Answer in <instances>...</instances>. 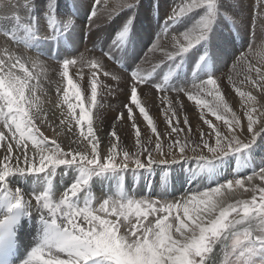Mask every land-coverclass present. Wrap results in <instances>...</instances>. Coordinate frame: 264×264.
Wrapping results in <instances>:
<instances>
[{
    "label": "snow or ice",
    "instance_id": "1",
    "mask_svg": "<svg viewBox=\"0 0 264 264\" xmlns=\"http://www.w3.org/2000/svg\"><path fill=\"white\" fill-rule=\"evenodd\" d=\"M101 3L0 0V36L4 37L0 43V126L8 133L0 131L4 149L0 164V264H264V119L256 127L258 118L264 117V108H257V98L251 92L237 88L241 97L253 102L247 108L245 125L221 90L224 80L231 83L234 74H243L245 80L264 90V65L256 66L252 61L253 55L264 60V42L259 46L246 42L247 51L241 49L237 58L233 35L235 30L246 41L251 25L253 35L258 31L264 39V0H260L255 19L242 15L239 0H179L162 17L160 0H151L150 5L142 0H103V12L98 7ZM121 12L127 15L115 34H105L102 24L110 23ZM141 12L146 22L162 20L166 32L171 29L176 33L170 52L154 43L155 33L146 47L153 54L164 52L166 61L174 65L163 82L156 65L151 71L143 67L152 63L146 50L143 55L133 50V45L137 49L141 45ZM226 20L231 22L232 38L221 43L217 35L222 25L227 27ZM185 54H189L191 80L181 75ZM52 57L55 65L48 63ZM30 65L42 70L52 67L66 78L62 103L69 111L55 124L59 131L51 141L41 132L48 113L37 95L33 83L37 76ZM70 66L81 77L83 69H89L86 90L90 89V107L84 106ZM98 75L114 85L100 81ZM98 85L108 94L126 93L123 110L114 119L131 122V145L114 142L112 137L120 140L115 130L103 139L94 132L91 108L98 106ZM138 90L145 103L153 91L165 93L161 102L167 105L163 109L167 124L159 132ZM73 96L77 103H73ZM185 97L223 121L226 131L205 119L211 131L204 133L199 120L190 125L185 116L183 124L188 125V132L181 136L184 129L173 117L184 110ZM134 109L155 134L154 140H141ZM102 118L100 111L97 120L102 123ZM85 121L87 135L81 131L75 140L69 138V150L65 151L57 139L75 136L69 125L74 122L83 129ZM97 130L102 131L99 123ZM229 157L250 168V174L221 179L225 166H231ZM13 159L15 164L10 163ZM193 163L196 171H192ZM159 165L176 173L177 184L194 182L196 189L178 198L166 189L137 193V180L145 181V189H150L154 166ZM61 166L62 177L69 171L75 173L62 192L53 189V177ZM256 178L260 184L254 182ZM94 180L99 201L93 196ZM242 192L251 193V199H241Z\"/></svg>",
    "mask_w": 264,
    "mask_h": 264
},
{
    "label": "bare ground",
    "instance_id": "2",
    "mask_svg": "<svg viewBox=\"0 0 264 264\" xmlns=\"http://www.w3.org/2000/svg\"><path fill=\"white\" fill-rule=\"evenodd\" d=\"M255 2L256 1L254 0V3ZM257 2H258V0H257ZM109 3H111V2H109ZM178 3H179V1L176 0L174 4H178ZM99 8H100V11L103 12V0H102L101 5H99ZM161 12H163V10H161ZM126 15H127V13H126ZM124 17H125V15H124ZM124 17H121L118 20L116 19L112 23L102 24L104 33L105 34H109V35L114 33L115 32L114 31L115 22H117L119 20H122ZM144 18L145 17L142 15V17L139 18V20H138L139 33H140L141 37H142V35H144V37L142 39L145 38V35L147 33L146 30H145V27L143 25V24L147 23V22L143 21ZM169 32L165 35V37L164 36H159L161 38H159L158 42H156V44H159V45H161L164 48L165 52H170V51L173 50L172 36L176 35V33H173L172 31L170 33ZM3 40H4V37L0 36V43H2ZM144 46L145 45L141 44L139 49H137L134 46L133 50L134 51H139L140 55H142L141 51L143 50ZM145 53L147 54L146 56H148V58L152 61L151 64L144 63V65H143V67L146 70H148V71L152 70V66L153 65L160 64L161 61H165L166 62L165 54L162 51H157L155 54H153V53L148 52L146 50ZM28 54L31 55L32 53H28ZM96 54L98 55L99 53H96ZM86 55L90 56V55H92V53H86ZM154 55H155V57L156 56H158V57L155 58ZM48 63L51 64L53 62L50 63V61H48ZM256 63H257V60H256ZM172 65H173L172 62H170V61L166 62L165 66L161 65L162 67H160V68H158L157 65H156V73L158 75H160L161 71L163 69H167V72H168L169 71L168 69L172 68ZM30 66L34 67V69H32V70H34V74L37 76V79L33 81V83L36 84L37 88H38L37 95L41 96V99H42V102H43V106H44V108L46 109V111L48 113L47 125L55 126V124L59 123L60 119L64 118L63 115L61 114V112L58 111L56 109V106H55L56 103L58 101H60L59 96L61 95V92H62L61 91L60 93H58L60 95H57L55 91L57 90L58 87H59L60 90L63 89V88H61V87H63L62 86L63 85V80H62V78H60L58 72L54 71L52 67H46V68H44L42 70L41 68H39V67H37L35 65H30ZM189 70H190V65L187 64V58H186V62L183 65V69L181 71V74L183 76H188L187 72H189ZM88 72H89V70L86 71V73H88ZM252 75H253V77L255 76L254 73ZM102 79H103V77H102ZM242 81H243V83H242ZM109 83H113V85H114V82L109 81ZM79 84H80V87L82 88V93H83L82 94L83 95L82 98L84 99V101L86 103V102L90 101V89L86 90V86L88 85V80L87 79L81 80V82ZM235 87L236 88L235 89L233 88V90H230V91L228 90L229 96L228 97L226 96L228 99H226V98L225 99L229 102L228 104L230 106L234 107L235 111H237L238 113L240 112L241 120L243 121V124L246 125L247 113L245 114L242 111H246L248 106L251 103H253V102H250V101H248L245 98L246 99L245 100V104H242V103H240V100H239V102H237V100H235V99L233 100V97L235 95L237 97L239 96V98L241 97L239 95V93L236 91L237 88H239L240 91H243V92H246V93L247 92H251L252 95H254L256 90L254 89V86L249 81L245 80L244 75L241 76V77L239 76V79H237L235 81ZM257 94H258V97H260V99H261L260 100L261 105L264 106V96L260 95L259 93H257ZM120 95L123 96V94H120ZM138 96H140L141 102L143 104H145L146 107H148L147 109L151 110L153 121H154L155 124H157V130L159 132L167 124V120L165 119V116L160 114L162 112V105L159 104L160 100H162V98L165 96V94L164 93L158 94V93H154V91H153V93L151 94V99L147 103H145V98H144L142 92H140V94ZM103 97H104V99H103ZM109 97L101 95L100 98H98V101H97L98 106L96 107V109L94 111V114H92L93 124L96 127H97L98 123L100 124V128L102 129V131H100V132L105 133L104 136L109 135V133L112 130H115L117 132V135L120 136V140L116 141V138L114 137L113 141L114 142H118V143H120L121 145H124V146H129V145H131L133 143V139H134V130L131 127V122L127 121V120H123V121H120V122L118 121L117 122L114 119L116 117V115L119 113V111H122L123 109H120V107H119L120 104H118V101H116L117 99L113 101ZM186 101H187V98H186ZM186 101L184 100V105H185L184 108H185V111L187 110L188 112H186V114H180L179 116L177 115V119H179L180 122H181L180 123V127L184 129V132L180 133V135L184 136L188 132V125L183 124V120H184L185 116L188 118V121H189L190 125H194L196 123V121L199 120L200 130L202 132H204V133H209L211 131L210 128H209V125L204 123V120L207 119V118H205V117L200 115L198 108H196L197 106L193 107L191 105H188L187 103L189 101L187 103H186ZM255 103H256L257 107L261 106L257 102H255ZM101 104L104 105L103 108L99 107ZM190 104H192V103H190ZM88 105H89L88 107H90V103H88ZM100 111L103 112V118H102L103 122L102 123L97 120V113L100 112ZM136 112L137 113L135 114V116H136L137 121L139 122V126H140V129H141V140H145L148 137H151L154 140L155 139V134L151 133L149 128H147L146 124L142 122V119L139 116V110H137ZM169 115H171V113ZM206 117H208V116H206ZM173 120L175 121L176 119L173 117ZM211 121H212L213 125H215L216 127L220 128L221 131H226V126L224 124L218 123V122H214L213 120H211ZM69 127H70V125H69ZM0 131H4L5 135H8L7 130L4 129L2 126H0ZM97 131H99V130H97ZM146 133H147V135H146ZM100 137H101V139L104 138L103 135H101ZM69 138L75 140L76 136L75 137L60 136L57 139V141H58L57 143H60L61 147L65 151L69 150L68 149V139ZM249 138H250V136H249ZM213 141H214V137H213ZM258 142H259V138H258ZM2 143L3 142H0V164L3 163V152H4V149L2 147ZM72 147L75 148L76 147V143H73ZM101 147L103 148L102 144H101ZM16 153H17V149L14 147V150H13V156L14 157H15ZM28 153H29V155L32 154V145H31V143H29V146H28ZM188 155L192 156L191 152H189ZM226 159H228L230 161L231 166L230 167L229 166H225L224 171L221 173V177H220L221 179H234V178L237 177L236 174H246V173L250 172V168H246V167L242 166V164H241V162L239 160H236L235 158H232V157H229V158H226ZM256 159H258L257 160V162H258L259 158H256ZM10 163L15 164L16 163L15 159H13ZM21 166H23V163H21ZM186 166L189 168V166L187 164L184 165V168H186ZM172 167L179 168V165H174ZM196 168H197V166L193 163L192 171H196ZM154 169H155V171L153 172L152 185H151V188L149 189L150 191H155V192L158 193L161 190H164V187H165V189L170 192V189H169L170 182L172 183L171 185H173V191L172 192L175 193V194L177 192H180V191L184 190V189L195 190L196 187H197L194 182L185 183L184 185H188L189 187L188 186H184V188L182 190H180L181 189V185L176 183V181H175L176 173H174L171 168H169L168 166L165 167V166L159 165V166H154ZM161 169H164V170L161 171ZM188 172L189 171L186 170V173H188ZM145 175H147V173H145ZM72 177L74 179V172L72 173V171H69L68 175L63 176L61 179H59L62 182V184L59 183L57 186H55L53 184V189L62 192L63 189L66 188L68 186V184H70L72 182V180H71ZM254 182L258 184L260 181H259L258 178H256V180ZM144 183H145V181H143V180H140V179L137 180V186H136V192L137 193L146 192L147 191V190L145 191V189H143ZM205 183H207V182H205ZM42 186L46 187L47 185L44 184ZM200 187L203 189L205 187V185H201ZM93 191L96 192L97 195H99L98 188H97V182H94V184H93ZM183 193H185V191H183ZM240 198L241 199H246V194H244L243 192L240 193Z\"/></svg>",
    "mask_w": 264,
    "mask_h": 264
},
{
    "label": "rangeland",
    "instance_id": "3",
    "mask_svg": "<svg viewBox=\"0 0 264 264\" xmlns=\"http://www.w3.org/2000/svg\"><path fill=\"white\" fill-rule=\"evenodd\" d=\"M175 1L176 0H160V3H161V5H162V9L161 10H163V12H161L160 11V13H159V15L162 17L163 15H164V13H166V12H169L170 11V5H172V4H174L175 3ZM179 1V0H178ZM256 2L254 3V0H239V4H238V6H240V5H242V8H241V11H242V15L245 17V18H251V19H255V17H256V13H257V9H258V6H259V3H260V0H258V2H257V0H255ZM109 2H111L110 0H109ZM142 2L144 3V4H146V5H150L151 4V0H142ZM5 3H6V0H5ZM177 3V2H176ZM99 7V6H98ZM124 15L126 16V13L125 12H121V13H118L117 15H116V17L114 18V19H112L111 20V22L110 23H112V22H114L116 19L118 20L119 18H121V17H124ZM142 15H143V13L141 12V14H140V16H139V18H141L142 17ZM156 15V13H155V11H154V16ZM144 16V15H143ZM139 18H138V20H139ZM123 20V19H122ZM122 20H119V21H117V22H115V25H114V31L116 32V30L118 29V27H119V25L121 24V22H122ZM143 21L144 22H146L145 21V18L143 19ZM157 24H159V27H157ZM224 24H226L227 25V27H225L224 25H222L221 26V31L218 33V35H217V40L219 41V42H221V43H223V42H225V41H228V40H231V36L229 35V29L230 28H232V25H231V22L230 21H224ZM144 25V27H145V30H146V35H145V38L144 39H141V44L142 45H145L144 46V48H143V50L141 51V53H142V55H143V53H144V50H146V47H147V45H148V43L150 42V37L152 36V35H154V33H155V36L153 37V39H154V43H156V42H158V40H159V38H161V37H159V36H164L165 37V35L170 31L171 32V29H169L167 32L164 30V26H163V21L162 20H160V21H157V20H153V21H151V23H145V24H143ZM181 31H183V29L181 30ZM115 32L114 33H112L111 35H114L115 34ZM169 32V33H170ZM233 35H235V38H236V44H235V49H236V57L237 58H239V56L241 55V52H240V50L241 49H243L244 51H247V47L245 46L246 45V42H247V45H252L253 43L256 45V46H259L262 42H264V39H262L261 37H260V34H259V32L257 31L256 32V34L255 35H253V29H252V27H251V25H249V27H248V31H247V36H246V41L244 40V39H241V36L240 35H237L236 34V32H235V30H233ZM144 37V35H142V38ZM86 43V45H88L87 47H89V48H91L92 47V45L90 44V42L89 41H86L85 42ZM135 45H133V47H134ZM81 51H83V47L81 48ZM194 51V49H192V50H190V52L192 53ZM189 52V54H191ZM98 53V52H97ZM240 53V54H239ZM189 54H185V59L187 58V56L189 55ZM145 55H147L146 53H145ZM187 55V56H186ZM259 55H253V57H252V61H253V64H255L256 66H260V65H263L264 64V60H261L260 59V57H258ZM154 57H155V55H154ZM156 57H158V56H156ZM155 57V58H156ZM259 59H257V58ZM254 58V59H253ZM158 59V58H157ZM155 60V59H154ZM159 60V59H158ZM255 60V61H254ZM256 60H257V63H256ZM48 61H50V63L51 62H53V63H51L52 65H55L56 63H57V61H56V59H55V57H52V58H49V60ZM262 61V62H261ZM166 62H169V61H166ZM166 62L164 61L163 63H160V64H156L157 65V67L158 68H160V67H162V66H165V64H166ZM255 62V63H254ZM231 63H232V61L230 60L229 61V68L231 67ZM162 65V66H161ZM36 66V65H35ZM31 67V66H30ZM174 67V65H172V68ZM31 69H34V67H31ZM170 69V68H169ZM168 69V70H169ZM74 70V71H73ZM85 70V71H84ZM87 70H89L87 67H85L84 69H83V73H85V74H83V76L81 77V76H78V75H75L76 74V69H73L71 66H70V70H69V72H70V75H72V77H73V82L75 83V84H77V86L79 87V89H80V92H81V97L83 96L82 94V88L80 87V82H81V80H85V79H87L88 80V83L90 82V77H89V75H87L88 73H86V71ZM114 70H117V69H114ZM225 71H227V69H225ZM58 72V71H57ZM167 69H163L162 71H161V74L159 75V80H161V82H163V76L166 74L167 75ZM59 74V73H58ZM182 75V74H181ZM187 75H188V79L189 80H191L192 79V76H191V73H190V70H189V72H187ZM87 76V77H86ZM237 76V77H236ZM239 76L241 77V76H243V74H234L233 75V81L230 83L227 79H225L224 80V82L222 83V85H221V90H222V94L225 96V98L226 99H228L227 97L229 96V93H228V90L230 91V90H233V88L235 89L236 87H235V81L237 80V79H239ZM77 77V78H76ZM89 77V78H88ZM102 77L103 76H99L98 75V79L100 80V81H102V82H109V81H107V79L106 78H104L103 77V79H102ZM190 77V78H189ZM61 78V77H60ZM80 80H79V79ZM85 78V79H84ZM236 78V79H235ZM62 80H63V87H61V88H63L62 90H60V92H61V95L60 94H58L57 93V90L55 91L56 92V94L57 95H60L59 96V98H60V101H58L57 103H56V109L58 110V111H60L61 112V114L63 115V117H65V115H66V113H68V108H67V105L66 104H63L62 103V100H63V90H64V88L66 87V78H62ZM105 80V81H104ZM65 81V82H64ZM234 84V85H233ZM225 85V86H224ZM227 86V87H226ZM231 87V88H230ZM254 89L256 90V92L254 93V95L253 96H256V102L258 103V104H260L261 105V103H260V97H258V94L257 93H259L260 95H263L264 96V90H261V89H259V88H257V87H255L254 86ZM59 92V93H60ZM235 92V91H234ZM154 93H157L156 91H154ZM163 92H159L158 94H162ZM121 94H123V96H121V95H119V97L118 96H116V95H114V94H108V93H106V92H103L102 90H101V87L98 85V97H97V101H98V98H100V96L101 95H103V96H110L109 98L111 99V100H116V101H118V104H120L119 105V107H120V109H123V103H124V100H125V95H126V93H124V92H122ZM140 94V91L138 90V95ZM165 94V93H164ZM167 95H173V93H167ZM227 96V97H226ZM139 98H140V96H138ZM204 99H207L209 102H211L212 101V99L210 98V97H203ZM103 99H104V97H103ZM211 99V100H210ZM225 99V100H226ZM237 100V102H239V100H240V103H242V104H245V97H240L239 98V96L237 97L236 95L233 97V100ZM184 100L186 101V97L184 98ZM75 101V102H74ZM162 100H160V102H159V104L160 105H162V112L160 113V114H162V115H164L165 116V114H164V111H163V109L167 106L166 105V103H162L161 102ZM188 102V100L186 101V103ZM192 103V104H190V103ZM187 104L188 105H191V106H197L196 108H198V110H199V113H200V115L201 116H203V117H205V118H207L208 120L210 119V120H213L214 122H218V123H222V124H224V122L223 121H219V120H217L216 118H215V116H213L212 114H211V112H209L206 108H204V109H202L201 107H200V105H197L196 103H195V101H189ZM226 102L227 103H229L227 100H226ZM235 102V101H234ZM73 103H77V101H76V99H75V97L73 96ZM88 103H89V101L88 102H86L85 103V101H84V106L85 107H88L89 105H88ZM229 105V104H228ZM122 106V107H121ZM144 106H145V104H144ZM118 107V108H119ZM229 107L232 109V111L233 112H235L236 113V115L238 116V117H240L241 115H240V112L238 113L237 111H235V109H234V107L233 106H230L229 105ZM62 108V109H61ZM145 108H146V110L148 111V113H149V115L152 117V113H151V110H149V109H147L148 107H146L145 106ZM258 109H261V108H264V106H258L257 107ZM95 109L96 108H92L91 109V113L92 114H94V111H95ZM63 110V111H62ZM138 109H135L134 110V115L137 113L136 111H137ZM184 111V112H183ZM183 111H179V113L177 112V114H176V116L174 117L175 119H177V115L179 116L180 114H186V112H188L187 110L185 111V108H184V110ZM120 112V111H119ZM183 112V113H182ZM243 113H247V110L246 111H242ZM79 113H80V111H79V108H77V110H76V115H77V117L79 116ZM170 114V113H169ZM140 116V115H139ZM206 116H208V117H206ZM228 116H229V118L231 117V114L229 113L228 114ZM141 117V119H142V122L143 123H145L146 124V126H147V122L146 121H143V118H142V116H140ZM241 118V117H240ZM153 119V118H152ZM261 119H264V117H259L258 118V123H257V125H256V127L258 128L259 127V123H260V120ZM93 122V121H92ZM118 122V121H117ZM120 122V121H119ZM241 122L243 123V121L241 120ZM87 121H85V125H84V128L83 129H81V127L79 126V125H77V124H75L74 122H73V124H71L70 125V127L69 128H72L71 130H72V132H74L76 135V137H79L80 136V133H81V131H83L84 132V134H85V136L87 135ZM156 125V127H157V124H155ZM97 127L93 124V130H94V132H96V135L97 136H101V135H103V137H105L104 135H105V133H102V132H100V131H97V129H96ZM147 128H149L148 126H147ZM55 126H49V125H47V124H44V125H42L41 126V132H43V134L45 135V136H47L48 138L50 137L51 139L54 137V135H55V131L57 130H59V129H55ZM149 130H150V128H149ZM98 133V134H97ZM109 135H110V133H109ZM75 136H73V137H75ZM49 138V140L51 141V139ZM249 138V137H248ZM80 139H84L83 137H80ZM112 139H114V137H112ZM250 139V138H249ZM58 142V141H57ZM86 142V141H85ZM103 145V144H102ZM192 154V153H191ZM257 158H259V157H257ZM258 160V159H257ZM162 166H164V165H162ZM166 167V166H165ZM63 169V166H61V169H58L57 170V174H56V176L55 177H53L54 178V181H55V186H57L59 183H61L62 184V182L59 180V179H61L62 178V176H61V170ZM186 170L187 171H189V168L186 166V168H184V171H185V173H186ZM69 173V172H68ZM73 173V172H72ZM246 174H250V172L249 173H246ZM246 174H236V178H241V177H243L244 175H246ZM68 175V174H67ZM74 177H75V173H74ZM71 180H73V177L71 178ZM161 180V179H160ZM94 182H96L95 180L93 181V184H94ZM259 183H261V182H259ZM258 183V184H259ZM172 183L170 182V186H169V189H170V192H172L173 191V185H171ZM137 186V185H136ZM184 186H188V185H182L181 186V189L180 190H182L183 188H184ZM189 187V186H188ZM143 189H145V183H144V186H143ZM147 190V191H146ZM164 190H165V187H164ZM145 191L146 192H143L145 195H147L148 194V192L150 191L149 189H145ZM183 191H185V193H187V192H189V190L188 189H184V190H182V191H180V192H177L175 195H176V197L178 198V197H180L181 195H183L184 193H183ZM244 194H246V199H251V193H248V192H243ZM93 195H94V199L96 200V201H99L100 199H101V197H100V195H97L96 194V192H94L93 191ZM153 198H155V197H153Z\"/></svg>",
    "mask_w": 264,
    "mask_h": 264
}]
</instances>
